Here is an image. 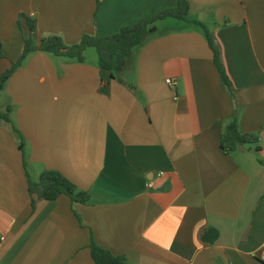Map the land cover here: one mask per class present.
Here are the masks:
<instances>
[{"label":"crops","instance_id":"1","mask_svg":"<svg viewBox=\"0 0 264 264\" xmlns=\"http://www.w3.org/2000/svg\"><path fill=\"white\" fill-rule=\"evenodd\" d=\"M189 1L191 19L215 37L234 95L202 28L173 19L120 72L102 70L89 49L83 64L33 53L11 77L0 93L13 122L0 121V264H95L93 241L127 264H264V0ZM177 4L0 0V78L30 37L75 45ZM235 117L261 151L223 153ZM44 171L89 193V204L62 196L33 207L27 175L36 181ZM210 230L214 244L204 241Z\"/></svg>","mask_w":264,"mask_h":264},{"label":"trees","instance_id":"2","mask_svg":"<svg viewBox=\"0 0 264 264\" xmlns=\"http://www.w3.org/2000/svg\"><path fill=\"white\" fill-rule=\"evenodd\" d=\"M176 8L167 9L149 18H146L136 25L123 28L114 36H90L84 35L81 41L75 45H68L59 36H49L42 39L37 46L32 37L24 42L21 57L12 63L0 78V93L4 91L7 83L15 72L21 68L30 55L36 52H42L53 57L65 58L77 63H85V54L89 49H95L99 58V67L109 73L120 72L129 60L132 51L146 43L147 39L157 31V25L161 22L173 19L183 22H190L200 26L204 32L205 38L214 53L215 64L221 76L225 87L234 95L233 85L226 73L222 61L221 50L216 43L214 35L201 22L191 19V5L189 0H177ZM31 35L36 31V24L28 22ZM6 59L3 44L0 42V61ZM12 108L9 107L6 112L0 111V121L12 124ZM259 136L255 134H243L239 129L237 117L226 128L221 140V150L225 154H231L238 151L243 146H253L255 151H261L259 146ZM22 149V147H21ZM28 189L32 199V206H35L36 200L56 201L62 196L70 198L73 204H89L91 197L89 193L78 189L75 184L56 171H44L38 180L33 181L29 175ZM91 254L95 264H127L124 257L114 255L109 250L101 247L95 241L91 245Z\"/></svg>","mask_w":264,"mask_h":264},{"label":"water","instance_id":"3","mask_svg":"<svg viewBox=\"0 0 264 264\" xmlns=\"http://www.w3.org/2000/svg\"><path fill=\"white\" fill-rule=\"evenodd\" d=\"M218 237H219V233L216 230H210L207 233L204 241L208 244H214L218 240Z\"/></svg>","mask_w":264,"mask_h":264},{"label":"built area","instance_id":"4","mask_svg":"<svg viewBox=\"0 0 264 264\" xmlns=\"http://www.w3.org/2000/svg\"><path fill=\"white\" fill-rule=\"evenodd\" d=\"M167 85L169 87L175 89L176 88V85H177V82H176V80H167ZM158 176L161 177L162 174H159ZM148 187L151 188L152 187V184L151 183L148 184ZM0 242H1V239H0ZM261 258H262L261 260L264 262V249H263Z\"/></svg>","mask_w":264,"mask_h":264},{"label":"rangeland","instance_id":"5","mask_svg":"<svg viewBox=\"0 0 264 264\" xmlns=\"http://www.w3.org/2000/svg\"><path fill=\"white\" fill-rule=\"evenodd\" d=\"M92 54H94V56H97V51L95 49H90ZM244 148H249L251 146H243Z\"/></svg>","mask_w":264,"mask_h":264}]
</instances>
